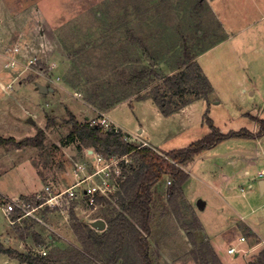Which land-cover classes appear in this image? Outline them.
<instances>
[{
	"label": "rangeland",
	"instance_id": "1",
	"mask_svg": "<svg viewBox=\"0 0 264 264\" xmlns=\"http://www.w3.org/2000/svg\"><path fill=\"white\" fill-rule=\"evenodd\" d=\"M220 40L223 43L216 46ZM15 46L21 48L16 54L19 66L3 62V55L11 56ZM213 46L216 47L200 55ZM5 47L11 49L6 51ZM186 50L197 57L200 55L197 61L212 78L211 105L196 106L188 122L184 121L185 117L180 120L158 114L151 102L137 100L133 106L124 103L114 107L109 117L126 134L138 133L143 127L141 136L150 135L152 144L163 152L186 147L203 138L211 130L207 117L222 132L242 128L258 131L260 123L257 126L255 120L264 118V0H0V137H14L19 141L35 136L39 129L45 132L42 147L17 149L0 144V191L9 195L0 198V204L6 207L8 199L22 198L21 194L30 193L34 188L36 192L29 197L47 185L54 191L70 187L76 181L74 161L90 160L75 144L65 141L70 128L69 112L80 121L87 116L101 119L103 114L98 105L103 101L146 94L159 82L154 78L147 86L146 78L137 83V71L153 65L160 75L171 74L184 60ZM35 56L37 63L28 65ZM66 60L68 64L62 65ZM51 63H56V67L49 69ZM51 73L54 80L50 79ZM242 79L245 81H238ZM36 81L50 84L55 90L40 93L35 89ZM94 99L98 103L95 106L90 103ZM30 118L37 123L33 124ZM52 118L54 121L48 125ZM243 139L224 141L204 153L235 148L264 151V133L252 141ZM217 164H221L219 157L194 162L184 195L194 204L200 198L208 201L207 207L199 210V218L213 234L214 242L221 245V255L225 258L222 260L218 255L219 262L209 263L249 264V259H256L264 248V193L259 188L260 180L258 177L251 182L256 194L248 199L240 214L246 215L263 241L249 237L243 222L226 229L228 216L234 220L240 216L216 198L215 188L208 180V173L218 169ZM183 168L187 171L188 164ZM255 172L256 169L252 171ZM166 183L161 192L170 188L171 184ZM249 184L243 186L245 191ZM231 185L240 192L241 181ZM187 203L183 201L182 217L181 212L178 216L166 202L157 210L151 235L154 264H204L197 257L202 250L211 258L208 248L200 247L201 239L196 238V245L192 244L182 223L190 222L195 212ZM2 206L0 243L20 251L39 247L33 240L25 242L23 250L18 248L21 247L18 240L12 239L8 244L7 239L17 235ZM101 208L79 205L74 211L78 220L92 223L106 213ZM65 214L48 213V221L57 232L43 229L32 218L28 219L31 232L39 230L46 234L43 244L49 252L60 253V249L82 246L76 233L73 239L65 232L63 225L72 227L77 223L70 214ZM49 233L62 246L47 240ZM239 236H245L246 241L241 244ZM232 245L239 250L237 255L227 252ZM0 264H10L7 254L0 252Z\"/></svg>",
	"mask_w": 264,
	"mask_h": 264
},
{
	"label": "trees",
	"instance_id": "2",
	"mask_svg": "<svg viewBox=\"0 0 264 264\" xmlns=\"http://www.w3.org/2000/svg\"><path fill=\"white\" fill-rule=\"evenodd\" d=\"M196 57L197 54L192 55L186 50L184 60L178 65L179 67L174 68V72L167 75H160L157 69L152 67V63L151 67H143L137 71L135 73L137 83L147 78L148 86L154 78L159 80L150 91H147L148 93L138 95L137 98H152L165 116L198 99L210 103L214 86ZM120 101L122 99L112 102L103 101L98 106L100 111H103ZM90 103L94 106L98 104L96 99ZM204 115L206 118L207 113ZM53 121V118L48 120V125ZM206 121L209 122L211 131L203 138L193 141L186 147L163 152L151 145L141 146L126 140L125 135L128 134L122 130L119 132L105 130L100 123H93L90 119L80 121L74 113L69 112L67 123L70 128L65 140L67 143L75 144L79 151L93 149L106 156L127 154L133 158V167L121 184L115 199L116 203L107 199L101 208L106 212H103L102 217L107 227L104 230H97L91 222L78 220L74 209H71L70 215L77 222L72 227L82 243L81 247L73 245L72 249H60V253L58 250H52L48 251L47 255H41L34 251H20L0 243V252L26 264H154L151 235L156 212L159 205L166 202L178 216L180 215L185 201L183 184L190 177V173L183 166L224 139L255 138L264 133V118L258 119L260 129L256 132L245 128L222 132L211 118L207 117ZM44 140L45 132L39 129L35 136L19 141L14 137H0V144L8 148L22 149L28 146L42 147ZM168 177L173 180L171 185L169 184L170 188L161 192L162 185L166 183ZM22 198L29 199L27 196ZM102 200V198L98 199L99 202ZM12 214L14 218H18L21 211L16 209ZM192 218L190 222L182 223L189 232L192 244L196 245L197 232L194 230L202 229V224L195 214ZM29 223L28 219H25L22 224H13L15 232L21 238L32 235L37 245L43 244L46 239L44 240L38 233L39 230L31 232L32 227ZM46 238L52 241L53 237L46 236ZM200 247L208 248L211 258L208 259L206 252L202 250L201 255L197 256L198 260L204 264H210V261L219 262L218 254L208 240L201 241ZM250 264H264V248Z\"/></svg>",
	"mask_w": 264,
	"mask_h": 264
},
{
	"label": "crops",
	"instance_id": "3",
	"mask_svg": "<svg viewBox=\"0 0 264 264\" xmlns=\"http://www.w3.org/2000/svg\"><path fill=\"white\" fill-rule=\"evenodd\" d=\"M223 41L221 42V40L219 42H217V44H215L216 46H219L220 44H222ZM216 46H213L211 48H207L205 50H203V52H201L200 55H203V54H206L208 53L209 51H211L214 47ZM199 55V56H200ZM4 57V61L5 63H8V57L7 55H3ZM198 56V57H199ZM196 57V59L198 58ZM3 60V59H2ZM67 63H63L62 65H67L68 64V60H66ZM53 63H51L50 65H52ZM56 64V63H55ZM20 65V63H18V66ZM17 66V67H18ZM56 67V66H55ZM60 67V66H59ZM204 70V69H203ZM204 72L207 74V72L204 70ZM208 76V75H207ZM210 77V76H208ZM60 79V78H59ZM212 78L210 77V80ZM238 81H245L244 79L242 80H238ZM37 82V81H36ZM40 82V81H38ZM37 82V83H38ZM37 83H34L35 85V89L39 91L38 87H37ZM42 84L44 85H47V87L49 88V91H54L55 90V87H53L52 85L50 84H46L44 82H41ZM48 91V92H49ZM40 92V91H39ZM42 93V92H40ZM214 93V92H213ZM145 94V93H142V95ZM138 93H135L134 95H129L128 97L126 98H123L122 101L118 102L117 104H115L113 107L107 109V110H103L102 111V114H105L109 120L113 121V118H110L109 116V112L110 110H112L114 107H119L121 106L122 104L124 103H129L130 105L133 106V101H140V102H145V103H148V102H151L152 104V109H154V111H156L158 114H162L159 107L157 106V104L154 102V100L150 97H143V98H135V96H137ZM212 98V97H211ZM207 102V103H206ZM206 106V104H208V101L204 100V99H198V100H195L193 102H191L190 104L184 106L183 108H181L180 110L172 113L171 115L167 116L169 118H179L181 120V118L185 117L186 120L184 121H187L188 122V119L189 117L192 115L193 112H195L194 108L196 106H200L202 105L203 106ZM209 105V104H208ZM211 105V103H210ZM211 110V108H210ZM245 115H250L251 113L250 112H243ZM201 117V115H200ZM90 117L87 116L85 119H89ZM257 118H261V117H258ZM33 119V118H32ZM200 119V118H199ZM79 120H81L79 118ZM183 120V119H182ZM83 121V120H82ZM182 121V122H184ZM203 121V119H202ZM256 121V125L259 126V121L255 120ZM37 122L33 123V124H36ZM115 123V122H114ZM116 124V123H115ZM141 124V123H140ZM118 125V124H117ZM255 125V127H256ZM119 126V125H118ZM123 131H125L123 129V127L119 126ZM144 131V128L142 127V129H138L137 132L138 133H130L128 135L132 136V137H136L137 140L139 141H142V142H146L148 145H151L153 147H155L151 140H150V135H148L147 137H143L141 136V133ZM211 131V130H210ZM209 131V132H210ZM126 132V131H125ZM208 132V133H209ZM256 132V131H255ZM127 133V132H126ZM135 134H137L136 136H134ZM233 138H244V137H231V138H227V139H224L223 141L219 142L216 146H214L213 148H211L210 150H214L215 148H217L218 146H220V144H222L224 141H227V140H231ZM243 140H250L252 141L253 139L252 138H245ZM156 148V147H155ZM263 149V148H262ZM209 150V149H208ZM206 153V151H204ZM202 153L200 154L199 156H197L193 161H191L188 166V172L190 173V177L188 178V180L183 184V190L187 187V184L189 183V180L191 179L192 175H191V172H192V168L191 166L194 164V162H196L198 159H203V158H212V157H219L220 158V163L221 164H217V167L218 169H214L212 170L211 172L208 173V180L211 182L212 186L215 188L213 191L216 192L217 196L216 197L217 199H221L223 203L227 204L228 206H230L232 209H234L240 216V219L237 220L234 218H230L228 216L227 218V222L225 223L226 225V229L227 228H231L232 225H237L239 226L240 223H244L243 224V229L247 232L248 236L249 237H256L257 239H259V241H263L259 235L256 233V230H254V228L248 223L247 221V218L246 215L244 214L241 215L240 213H242L243 211V208L246 206L247 204V201L248 199L253 196L254 194H256V191H255V186H254V183H251V182H255L256 180H258V174L259 172L262 170L263 166H264V151H262V153L259 151V149L257 150H254V149H241V148H235V149H227L225 150L224 152H207V154L205 153ZM6 158L8 159L9 157L6 156ZM213 165V164H212ZM216 166V165H214ZM186 169V168H185ZM256 169V172L255 173H252V171ZM37 172V171H36ZM252 174H254V176H252ZM49 175V174H47ZM37 176L38 173H37ZM46 179H44L43 181H45ZM241 181L242 182V185L239 187L240 188V192L239 190H236V188H234L231 184L234 182V181ZM260 184L262 183V181L260 180L259 181ZM247 183H250L249 186L247 187V190L245 191L244 187H245V184ZM244 186V187H243ZM243 187V188H242ZM259 188H260V191L261 193H264V189L262 188L261 185H259ZM37 188L32 191V192H27V193H24V194H21V195H24L23 197H29L28 195H31V194H34L36 192ZM212 191V192H213ZM199 194L201 195V192H199ZM8 194H4L0 191V198L2 197H5V198H8ZM189 199V200H188ZM185 201L188 202L187 205H189L190 207H192L194 210H193V214H195L198 218H199V215H200V211H203L206 207H207V204H208V201L207 200H204L202 198L198 199L197 200V203L194 204L191 199L188 197V195L186 194L185 195ZM162 205V203L159 205V207ZM0 206H2V204H0ZM3 207V206H2ZM231 212V211H230ZM54 216H59L60 213L59 212H53ZM262 219V217H260ZM200 222L202 224V229L198 230V232L196 233L197 235V240L198 239H201L200 241L203 240H208L210 242V244L212 245V247L214 248V250L217 252V254L219 255V257L222 259V260H225V258L222 257L221 255V245H217L214 240H213V234H210L208 231H207V228L205 227V224L203 222L202 219H200ZM92 224V223H91ZM65 227V232L67 231V235H69L71 238H75V232H74V229L71 227V225H63ZM44 229V228H43ZM56 231V230H55ZM57 232V231H56ZM38 233L43 237L45 236L46 234H43L42 231H38ZM246 234V235H247ZM15 235H17V237H13L11 236L10 238L7 239V241L9 242L8 244L10 245L11 244V240L12 239H15V240H18L21 247H18L20 249H24L25 247V242H30V240L32 241L33 240V243L34 245H37L38 243L35 241L34 239V236L32 237H29V235H27L26 238H21L20 236H18L17 233H15ZM49 234H47L48 236ZM31 236V235H30ZM61 236L63 237L64 239V236L61 234ZM53 237V238H52ZM52 240L55 242V244L57 245H60L62 246V243L60 240H57L53 235H52ZM242 236H239L238 238V241L242 244L243 242L245 241H241L240 238ZM44 239V237H43ZM69 239V238H68ZM27 240V241H25ZM45 240V239H44ZM66 240V239H65ZM52 242V241H51ZM213 243V244H212ZM264 243V241H263ZM68 244V243H67ZM214 245V246H213ZM38 246V245H37ZM231 246V245H230ZM234 246V245H232ZM7 247H10V246H7ZM23 247V248H22ZM24 251V250H23ZM27 252V251H26ZM227 252H228V249H227ZM238 253H236L237 255ZM9 255H7V258L10 260V264H15L16 262H18L19 264H26V263H22L20 262L19 260L15 259V258H12V257H8ZM253 258L249 259L248 263L250 264L251 261H252Z\"/></svg>",
	"mask_w": 264,
	"mask_h": 264
},
{
	"label": "built area",
	"instance_id": "4",
	"mask_svg": "<svg viewBox=\"0 0 264 264\" xmlns=\"http://www.w3.org/2000/svg\"><path fill=\"white\" fill-rule=\"evenodd\" d=\"M6 51L11 49L5 47ZM20 46L12 48L11 56L7 57L8 65L15 66L20 63L17 55L20 52ZM7 53H5L6 55ZM38 57L30 59L28 65L32 66L37 63ZM56 66L55 63L49 65V69H53ZM51 80L53 75L51 73ZM93 123H100L105 130H113L119 132L122 129L115 124L113 121L103 114L101 119H90ZM123 131V130H122ZM125 132V131H123ZM125 139L134 142L136 139L130 135H125ZM135 143V142H134ZM141 146L147 145L146 142L139 143ZM84 156L89 158V162H81L79 160L74 161L76 181L67 189L61 191H54L50 185L44 187L41 192L36 193L33 197L19 198V199H8L6 207L3 209L11 220V224L20 223L22 224L23 219L32 218L34 222L42 226L48 231H54V228L48 221V213L59 212L70 214V210L77 206H88L89 208H95L97 206L102 207L106 200L112 201L114 204L117 198V193L121 189V184L127 175L131 172L133 167V158L129 155H110L106 156L103 153L95 152L93 149L82 150ZM259 180H264V169L258 174ZM172 180L168 179L166 184H171ZM99 198L103 200L98 201ZM20 210L21 215L18 218H13L12 212L14 210ZM48 210V211H47ZM49 238L52 234L49 233ZM241 241H245L246 237L242 236ZM45 244H40L33 251L41 255H47L48 249ZM228 253L236 254L239 253L236 246L228 248Z\"/></svg>",
	"mask_w": 264,
	"mask_h": 264
},
{
	"label": "water",
	"instance_id": "5",
	"mask_svg": "<svg viewBox=\"0 0 264 264\" xmlns=\"http://www.w3.org/2000/svg\"><path fill=\"white\" fill-rule=\"evenodd\" d=\"M37 87L39 89L40 92L42 93H47L49 91V88L47 87V85H44L40 82L37 83ZM30 121H32L33 123H35V121L30 118ZM262 186V188L264 189V180L262 181V183L260 184ZM94 228H96L97 230H104L107 227V223L103 218H97L95 219L92 224H91Z\"/></svg>",
	"mask_w": 264,
	"mask_h": 264
}]
</instances>
